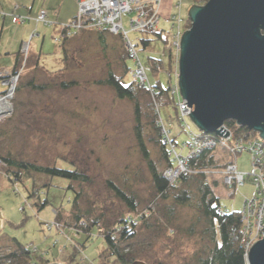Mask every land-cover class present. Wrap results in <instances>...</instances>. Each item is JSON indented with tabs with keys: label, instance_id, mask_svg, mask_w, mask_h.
I'll return each instance as SVG.
<instances>
[{
	"label": "rangeland",
	"instance_id": "1",
	"mask_svg": "<svg viewBox=\"0 0 264 264\" xmlns=\"http://www.w3.org/2000/svg\"><path fill=\"white\" fill-rule=\"evenodd\" d=\"M48 1L50 9L55 11H51L52 15L60 4L63 5L59 22L69 14L72 1L76 3V0ZM193 3V0H180L181 6L178 7L172 0H162L158 24L161 39L146 32L130 35L149 77L155 82L159 79L164 89L169 87L170 79L175 83L177 74L176 62L172 67L169 57L173 54L176 58L168 40L170 29H173L172 18L186 19ZM194 5L204 4L197 0ZM5 22L7 26L2 32L0 30V70L12 64L23 33H29L9 20ZM1 23L0 15V28ZM52 23L50 27L37 24L27 39L22 40L21 45L34 32L40 35L31 41L26 68L18 84L20 90L16 91L13 100V113L0 123V157L40 166L76 168L88 180L72 183L73 191L65 189L69 185L68 180L40 173H24L22 181H15L10 169L0 165V253L13 250L11 246L16 239L23 247L37 249L36 254L29 255L30 264H47L44 260L51 264H112L113 256L105 254L106 258L101 257L108 246L98 236L96 226L88 239V234L82 231L74 236V229L67 226L60 230L62 234H57L56 228L49 231L44 227V224L54 222V209H59L62 222L70 219V201L75 193H79L78 211L75 213L99 222L98 228H112L120 217L142 218L134 226L136 236L123 246V249L127 248L123 253L128 255L129 261L203 264L208 248L203 230L209 229L210 224L196 199L199 179L194 178L193 185L188 186L177 183L179 187L170 190L167 198L158 197L150 168L152 165L156 171L163 172L166 161L159 134L153 125V111L147 107L154 101L148 91L146 94L138 92L133 101L118 99L112 89L102 83L109 72L118 78L125 77V82L129 80L127 75L130 73H125V48L121 40L111 34H105L101 41L96 32L78 33L64 43V62L63 44L55 42L54 38H60L57 28L65 23ZM123 25L128 28V17L124 18ZM146 37L152 41L144 50L140 39ZM37 57H40L39 64H35ZM149 58L160 60L163 66L154 76L150 74ZM126 63L131 70L133 63L130 58ZM154 100L158 105L155 97ZM135 105L140 112L137 128ZM174 105L168 103L160 107L162 118L172 126H176ZM187 122L198 132L189 118ZM136 133H139L147 157L140 151ZM184 136L181 133L178 141H186ZM250 158L248 153L237 155L239 170L248 172L251 169ZM109 182L133 198L136 212L130 213V207L116 198ZM205 182L218 199L220 208L228 213L241 212L244 199L253 192L249 180L239 190L228 189L215 177ZM180 190H185L190 197L187 203H178L175 199ZM33 191L36 193L31 196ZM44 200L48 204L39 210L38 204ZM83 219L87 221V218Z\"/></svg>",
	"mask_w": 264,
	"mask_h": 264
},
{
	"label": "built area",
	"instance_id": "2",
	"mask_svg": "<svg viewBox=\"0 0 264 264\" xmlns=\"http://www.w3.org/2000/svg\"><path fill=\"white\" fill-rule=\"evenodd\" d=\"M172 1L175 5V0ZM76 3L77 10L74 17L65 24H60L61 35L60 38H54L55 42L69 40L81 32L95 31L119 36L133 63L129 72L131 79L140 87L145 88L154 101L155 125L159 130V138L165 147L169 160V166L163 171V177L168 185L175 186L182 176H203L205 179L219 178L228 189L239 190L247 180L250 181L253 192L244 199L243 208L240 212L242 221L241 245L247 256L251 245L264 236V231L261 230L264 226V140L258 134L247 138L240 135L236 136L235 132L225 124L222 128L228 132L226 138L194 131L188 124L187 118H189L188 113H190L191 108L187 107L186 102L180 97L177 78L178 50L183 20L179 16L178 18L174 16L172 18L173 29H170L169 32L170 48L176 52L175 70L177 72V74L175 73L176 81L175 83L171 81L169 88L176 108V126H172V124L166 123L161 116L160 107L156 105L154 100L153 87L146 74L147 69L139 57L137 45L130 36L136 32H146V34L161 32L158 30V24L162 0H76ZM175 6H181L180 0ZM15 10L16 7L11 13L0 12L1 18L8 17L14 25H23L30 21L45 27H50L53 24L47 18L45 10H41L34 18L16 15ZM125 17H128L127 29L123 25ZM170 18L168 16V20ZM38 35L34 32L29 36L28 41L21 45L20 61L14 69L0 70V123L11 117L13 113V100L26 68L31 41ZM174 131H177V135L174 134ZM181 133L185 134L186 141H178ZM218 151H221V154ZM242 153H248L251 156V169L248 172L239 170L236 163L237 155ZM203 162H210L211 166L205 165V168H200L199 165ZM0 165L4 166L1 160ZM219 211L220 214L226 213L222 209ZM53 213L54 216H57L59 209H54ZM138 220L141 221L142 218L138 217ZM138 220L130 217L125 218V229L129 230V228L134 227ZM44 227L49 231L56 228L57 234H62L63 231L60 233V230L66 226L54 219L52 224H44ZM70 228L74 229V236H78L81 232L76 227ZM97 230L98 236L103 237L104 228L99 227ZM24 248L31 254L37 253L36 248L32 249L30 246ZM8 252L0 253V264H14V260L7 256Z\"/></svg>",
	"mask_w": 264,
	"mask_h": 264
},
{
	"label": "water",
	"instance_id": "3",
	"mask_svg": "<svg viewBox=\"0 0 264 264\" xmlns=\"http://www.w3.org/2000/svg\"><path fill=\"white\" fill-rule=\"evenodd\" d=\"M187 14L177 71L189 119L207 135L226 138L231 120L264 140V0H208ZM246 260L264 264V236Z\"/></svg>",
	"mask_w": 264,
	"mask_h": 264
},
{
	"label": "trees",
	"instance_id": "4",
	"mask_svg": "<svg viewBox=\"0 0 264 264\" xmlns=\"http://www.w3.org/2000/svg\"><path fill=\"white\" fill-rule=\"evenodd\" d=\"M197 0H193V5L195 4ZM208 0H200V2H203L205 4ZM182 33L190 28L191 22L189 18L182 19ZM98 33V38L103 41L104 35L107 33L104 32H96ZM161 32L155 33L157 38L161 39ZM119 37V36H118ZM168 37V36H167ZM120 39V38H119ZM169 45H170V39ZM152 40L149 38H142L140 39V43L142 48L145 50L149 47L150 42ZM66 43L65 41H63ZM63 44V61L65 62L66 53ZM166 42V41H165ZM171 49V48H170ZM172 50V49H171ZM172 52V51H171ZM173 53V52H172ZM171 60V66L175 67V56L171 54L170 56ZM129 54L125 50L124 55V65H125V73L130 72V67L127 65L126 61L129 59ZM149 70L151 71V75H155L162 69V63L160 60H155L152 58H149ZM173 64V65H172ZM147 77L151 84V86L154 89V97L159 105V107L163 105H167L168 103H175L174 98L169 93L170 85L167 89H164L159 81V79L155 81H152L151 78L148 75L147 71ZM127 77L129 78L128 81H124L125 77H116L112 72H109L105 80L102 82L107 87L111 88L114 92L115 96L118 99H127L133 101L136 98V94L138 92H142L144 94L147 93L146 89L143 87H140L138 84H136L131 79V76L128 74ZM171 77H169L170 79ZM171 83V79H170ZM74 83H70V85H73ZM28 85H30L28 83ZM62 87H66L65 84H61ZM32 87V86H31ZM35 88V86L33 87ZM19 85L17 87V91H19ZM165 99V100H164ZM153 105V104H152ZM151 103L148 104L149 110L151 112L153 111L152 117L153 119V125L157 131V134H159V130L155 125V115H154V108L152 107ZM175 106V105H174ZM139 107L135 105L134 108V118L136 122V128L139 126L140 123V114H139ZM225 125L233 130L235 132V135H240L243 137H252L255 135V133L248 131L246 128H241L236 126V124L229 120L225 122ZM176 129V127H175ZM177 130V129H176ZM139 131V129H137ZM174 134L177 135V131H174ZM138 145L140 148V151L144 157H147L146 149L144 148V145L142 143V140L140 139L139 133H136ZM159 137V135H158ZM159 143L163 152V157L166 161V166H169V160L167 158V153L165 150V147L162 145L160 138ZM0 160L4 164V167L8 170L10 169V172L12 177L15 181H22V174L28 173V172H34V173H40L47 176H56L63 179H66L69 181V185L65 189L73 190L72 183H83L87 182L88 178L84 176L82 173H80L76 168L71 169H64L56 166H40L36 165L34 163H28L24 161H16L13 158L9 157H0ZM211 166V163H205L203 162L200 164V168H205L206 166ZM213 166V165H212ZM14 170V171H12ZM151 176H152V182L155 188V191L157 193L158 197H161L162 199L167 198L168 192L173 189H177L180 185H193L194 178H198V188L197 193L198 197V206L201 210V213L206 218L208 223L210 224L209 229L203 230V234L206 238V244H207V252L206 256L203 259V264H247L246 260V252L241 245V239H242V221L240 217V212L233 211V212H226L225 214H220V206L218 204V199L212 194L211 189L205 182V178L203 176H182L179 180L178 184L179 186H169L166 179L163 177V172L156 171L155 168H150ZM109 185L112 188V191L117 199H119L121 202L126 204L130 207L131 212H136V205L134 203V200L132 197L127 195L125 192L120 190L119 188L115 187L109 182ZM74 191V190H73ZM178 195H176L175 199L179 201L178 203H187L190 197L186 194L185 190L178 191ZM36 192L33 191L31 193V196L35 194ZM79 193H75L73 199L70 201V204L72 205V213L71 218H67L62 222L61 213L59 212L57 216L54 217V219L60 223H63L64 226L67 227H76L80 229L82 232L88 234V238H90V233L93 227H97L99 222L94 221L92 219H89L85 216H80L79 214L75 213V211H78L77 203L79 200ZM48 204L47 200H44L41 204H38L39 210L43 209ZM87 218V221L83 219ZM73 219V220H72ZM145 220H143L144 222ZM142 222V223H143ZM125 223V217H120L118 221L115 223V226L112 228H104L105 232L103 234V239L107 244V250L101 254L102 258H106V256H113L114 259L112 260V264H133V262L129 261L128 255L126 253H123V250L126 252V249H123V246L129 242L132 238L136 236V228L131 227L129 230H126L124 227ZM85 244H82V247H84ZM13 250L11 249L7 254L9 258H12L14 262L17 264H30V257L29 255H32L28 250H25V248L16 240L13 239V246H11ZM106 254V256H105ZM42 260V259H41ZM47 264H51L49 260H44ZM23 262V263H21Z\"/></svg>",
	"mask_w": 264,
	"mask_h": 264
},
{
	"label": "crops",
	"instance_id": "5",
	"mask_svg": "<svg viewBox=\"0 0 264 264\" xmlns=\"http://www.w3.org/2000/svg\"><path fill=\"white\" fill-rule=\"evenodd\" d=\"M71 1L72 0H68V2H71ZM72 3H73V7L70 9L69 14L66 15L65 17H63V19H62L63 21H61V22H59V20H60L59 14L63 9V5L60 4L57 7L56 13L54 15H52L51 11H53V10L50 9L49 6H51V4L49 3L48 0H0V12L11 13L14 10V8L16 7V10L14 11V13L16 15L30 16V17L34 18L41 10H45L47 12V18L50 21L57 22V24H59V23H66L74 17L76 10H77V3L73 2V1H72ZM53 12H55V11H53ZM167 13L169 16V11ZM1 20H2V23H1L0 30L2 32L4 26L6 25L5 21L6 20L10 21V19L7 17L5 19L1 18ZM16 26L19 28L24 27L27 31H29V33L31 30L37 28V24L34 21H30V22H28V24L25 23L23 25H16ZM8 27H10V26L8 25ZM57 32L59 35H61V29L60 28H57ZM29 33L28 32L23 33V36L21 37L22 39H20V43L18 45V50L13 55L14 57H13L12 64L5 67L4 68L5 70H12L18 65V63L20 61V46H21L22 40H26ZM38 37H40V35H38ZM67 41L68 40H66L65 42H67ZM30 56L32 57V54H30ZM32 60H34V59L32 58ZM39 63H40V57H37L35 64H39Z\"/></svg>",
	"mask_w": 264,
	"mask_h": 264
},
{
	"label": "bare ground",
	"instance_id": "6",
	"mask_svg": "<svg viewBox=\"0 0 264 264\" xmlns=\"http://www.w3.org/2000/svg\"><path fill=\"white\" fill-rule=\"evenodd\" d=\"M161 6H162V4H161ZM170 10V9H169ZM92 32H95V31H92Z\"/></svg>",
	"mask_w": 264,
	"mask_h": 264
}]
</instances>
